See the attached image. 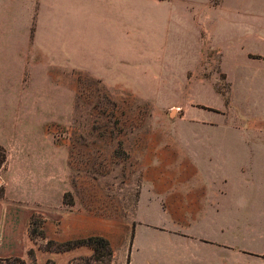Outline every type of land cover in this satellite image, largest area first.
<instances>
[{
    "label": "rangeland",
    "instance_id": "rangeland-1",
    "mask_svg": "<svg viewBox=\"0 0 264 264\" xmlns=\"http://www.w3.org/2000/svg\"><path fill=\"white\" fill-rule=\"evenodd\" d=\"M180 2L165 5L175 11ZM191 30L176 12L164 23L153 18L154 62L146 79L23 77L22 64L0 62V251L4 236L17 237L5 249L9 254L0 257H21L25 264H122L131 250L142 254L131 244L135 217L157 222L164 215L158 201H142L135 215L139 188L153 177L150 168L169 161L176 150L178 121L189 119L186 110L217 111L195 98L222 105L227 95L222 80H214L221 97L187 79V71L209 65L194 61ZM245 89L237 80L230 89L233 112L242 120L245 111L264 104V96ZM207 110L195 117L216 123L211 130L222 141L191 150L205 165L206 155L219 157L214 166L226 173L231 209L249 220L241 243L262 248L264 238L256 236L264 230V142H242L223 126L237 118L234 113ZM239 195L247 197L246 205H236ZM196 227L204 230L207 224ZM80 229L108 236L103 237L112 248L110 262L104 255L91 260L92 248L76 237ZM78 248L91 253L76 255ZM158 249L148 237L149 261L157 260ZM249 264H264V253L251 254Z\"/></svg>",
    "mask_w": 264,
    "mask_h": 264
},
{
    "label": "crops",
    "instance_id": "crops-1",
    "mask_svg": "<svg viewBox=\"0 0 264 264\" xmlns=\"http://www.w3.org/2000/svg\"><path fill=\"white\" fill-rule=\"evenodd\" d=\"M170 1L0 0V62L22 64L23 77L39 73L65 79H146L154 62L153 18L164 23L176 12L189 22L194 61L209 65L187 71V79L211 87L221 97L214 80H222L228 85L227 95L222 105L195 98L217 111L189 108L184 115L189 119L178 121L176 150L169 161L150 168L153 177L139 188L135 205L136 215L142 201H158L164 217L157 222L135 217L131 244L142 254L135 256L131 250L122 264H249L250 255L263 254L264 246L241 243L248 235L249 220L231 209L226 173L214 166L219 157L206 155L205 165L191 146L207 143L214 148L222 141L211 130L216 123L195 117L200 110L223 116L234 113L237 118L224 122L225 128L235 130L244 143L264 142V104L251 113L245 111L242 120L230 101L235 80L245 86V93L264 96V0H182L175 11L165 5ZM186 122L190 127L185 128ZM246 204L247 197L239 195L236 205ZM203 223L206 229L198 230L196 226ZM89 235L108 237L102 231L82 229L76 237ZM259 236L264 238V230ZM148 237L159 247L157 260L146 257ZM11 239L4 236L0 255L9 254L5 249L17 237ZM90 253V248H78L76 255Z\"/></svg>",
    "mask_w": 264,
    "mask_h": 264
},
{
    "label": "trees",
    "instance_id": "trees-1",
    "mask_svg": "<svg viewBox=\"0 0 264 264\" xmlns=\"http://www.w3.org/2000/svg\"><path fill=\"white\" fill-rule=\"evenodd\" d=\"M81 242L89 245L93 250L91 260L93 262L101 261V255L106 257L105 263L110 262L113 252L110 242L103 236L90 235L81 238ZM0 264H25V261L21 257H0Z\"/></svg>",
    "mask_w": 264,
    "mask_h": 264
}]
</instances>
